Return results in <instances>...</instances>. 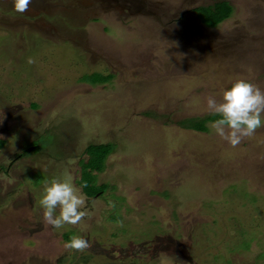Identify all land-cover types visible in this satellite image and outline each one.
I'll return each mask as SVG.
<instances>
[{
	"label": "rangeland",
	"instance_id": "374dc122",
	"mask_svg": "<svg viewBox=\"0 0 264 264\" xmlns=\"http://www.w3.org/2000/svg\"><path fill=\"white\" fill-rule=\"evenodd\" d=\"M212 1L0 0V264H264V126L233 148L175 123L238 79L264 90V0L203 27ZM69 175L106 187L55 229L40 199Z\"/></svg>",
	"mask_w": 264,
	"mask_h": 264
},
{
	"label": "clouds",
	"instance_id": "9594fccd",
	"mask_svg": "<svg viewBox=\"0 0 264 264\" xmlns=\"http://www.w3.org/2000/svg\"><path fill=\"white\" fill-rule=\"evenodd\" d=\"M31 3L32 0H13L15 10L21 14L29 10ZM26 62L35 64L36 60L28 57ZM207 108L210 113L220 117L210 127L233 148L264 126V90L245 79L236 80L224 90L219 101L215 97H208ZM87 203V197L81 188L72 183L70 175L46 183L40 199L44 222L55 229H61L65 224L76 226L86 217L91 218L93 213L89 211ZM109 206H114L113 202L110 201ZM65 247L83 252L91 244L82 237L73 236Z\"/></svg>",
	"mask_w": 264,
	"mask_h": 264
},
{
	"label": "trees",
	"instance_id": "16d2710c",
	"mask_svg": "<svg viewBox=\"0 0 264 264\" xmlns=\"http://www.w3.org/2000/svg\"><path fill=\"white\" fill-rule=\"evenodd\" d=\"M192 11L194 12L195 17L198 19V21L202 26L212 28L217 26L223 20L230 17L232 13V5L227 0H213L211 3L202 4V5L200 4L193 7ZM108 75L112 76L111 73H108ZM213 116L214 114L212 113H205L201 116H196V115L184 116L181 117L179 120H176L175 123L181 126L180 127L181 129L191 130L195 132H205L207 130L205 126L206 123L210 121L212 122L215 121V118H213ZM0 145L1 146L3 145L2 139H0ZM106 145L108 144H102V143L92 144L91 146H89V148H87L90 152H88V150L85 149L86 154L89 153L87 154L85 163L91 165V168L86 173H88L90 176H91V172L93 171L100 172L103 169L104 166L102 167V163L109 151ZM36 150H38V148ZM30 152L32 153L36 152L34 150V146H31ZM86 186L88 187V183H86ZM80 187L84 195L91 196L94 195L96 192L101 191V189L105 188L106 185L100 184L95 189H92L91 186L90 189L87 187L84 188L83 186Z\"/></svg>",
	"mask_w": 264,
	"mask_h": 264
},
{
	"label": "flooded vegetation",
	"instance_id": "af4514ba",
	"mask_svg": "<svg viewBox=\"0 0 264 264\" xmlns=\"http://www.w3.org/2000/svg\"><path fill=\"white\" fill-rule=\"evenodd\" d=\"M184 130H186V129H184ZM4 170V169H3ZM246 183H248L247 181H246ZM80 187V186H79ZM81 188V187H80ZM84 194V193H83ZM87 197H89V196H87ZM149 249H151V247H149ZM146 253H148V252H146ZM149 254V253H148Z\"/></svg>",
	"mask_w": 264,
	"mask_h": 264
},
{
	"label": "crops",
	"instance_id": "0c3cea01",
	"mask_svg": "<svg viewBox=\"0 0 264 264\" xmlns=\"http://www.w3.org/2000/svg\"><path fill=\"white\" fill-rule=\"evenodd\" d=\"M203 27H205V26H203ZM208 28V27H207Z\"/></svg>",
	"mask_w": 264,
	"mask_h": 264
}]
</instances>
